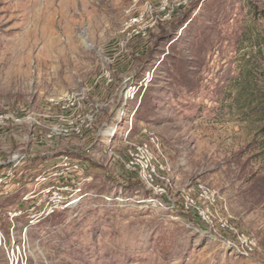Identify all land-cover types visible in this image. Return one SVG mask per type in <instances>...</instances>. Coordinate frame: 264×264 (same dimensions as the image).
Returning <instances> with one entry per match:
<instances>
[{
	"label": "rangeland",
	"instance_id": "1",
	"mask_svg": "<svg viewBox=\"0 0 264 264\" xmlns=\"http://www.w3.org/2000/svg\"><path fill=\"white\" fill-rule=\"evenodd\" d=\"M0 113V264H264V0H0Z\"/></svg>",
	"mask_w": 264,
	"mask_h": 264
},
{
	"label": "built area",
	"instance_id": "2",
	"mask_svg": "<svg viewBox=\"0 0 264 264\" xmlns=\"http://www.w3.org/2000/svg\"><path fill=\"white\" fill-rule=\"evenodd\" d=\"M14 123H20V120L19 119H17V118H15L13 115H11L10 113H0V129H7V128H9L12 124H14ZM151 140L153 141L154 139L153 138H151ZM140 149L142 150V151H139L138 149V151L140 152V153H142L143 154V156L142 157H144V154H145V156L147 157V156H149V158H148V161H147V163L146 164H144V170L145 171H147V169H149V166H151V158H152V156H151V151H150V148H148V146H147V144H144L143 145V147H140ZM129 161V162H128ZM128 161H127V167H130V168H132L134 165H135V160L134 159H132V158H128ZM138 165V164H137ZM153 170H155V168L153 169ZM152 170V171H153ZM150 176H152V175H148V177L150 178ZM149 178L147 179V182H149L150 180H149ZM151 179V178H150ZM46 180V177L44 176L43 178H42V181H45ZM152 181V180H151ZM0 184L1 185H3V186H5V185H7L8 184V181H7V179H6V177H3V176H0ZM54 189L56 190V191H54ZM61 189H63V188H60V187H57V186H55L54 184H49V186L47 185L44 189H43V191H42V193L45 195V196H47V195H54V193L55 192H59L60 193V190ZM58 195V194H57ZM49 203V202H48ZM53 204H51V203H49V205H48V207H47V212L46 213H53L54 212V210H55V207L54 206H52ZM3 244H4V246H6V243L3 241ZM16 248H17V250H19V245L18 244H16ZM16 248H13L12 246H11V255H9V253H8V257H7V260H8V262L10 263V264H24V262L26 263V255L25 254H23V253H19V254H17V255H15L16 253H15V251H17L16 250Z\"/></svg>",
	"mask_w": 264,
	"mask_h": 264
},
{
	"label": "trees",
	"instance_id": "3",
	"mask_svg": "<svg viewBox=\"0 0 264 264\" xmlns=\"http://www.w3.org/2000/svg\"><path fill=\"white\" fill-rule=\"evenodd\" d=\"M251 38L250 36H242V39H249ZM254 72V65L252 67H250L247 71V75H252V73Z\"/></svg>",
	"mask_w": 264,
	"mask_h": 264
}]
</instances>
